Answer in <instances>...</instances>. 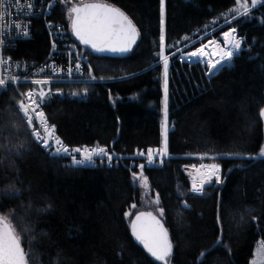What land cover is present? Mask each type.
<instances>
[{
    "label": "trees",
    "instance_id": "16d2710c",
    "mask_svg": "<svg viewBox=\"0 0 264 264\" xmlns=\"http://www.w3.org/2000/svg\"><path fill=\"white\" fill-rule=\"evenodd\" d=\"M102 1L132 21L138 40L118 58L83 46L94 81L50 85L42 103L49 121L72 146L104 145L117 153L125 147L133 154L163 144L165 108L170 157L164 168L143 175L163 210L171 263L250 264L256 243H264V3L230 16L214 32L218 37L234 28L241 48L207 78V64L184 62L178 51L184 38L192 41L219 26L236 0H165L164 44L161 0ZM72 6L56 8L51 19L69 23ZM32 33L13 58L46 57L43 20L35 21ZM16 101L14 90L3 86L0 217L19 238L26 264H159L134 239L125 218L141 200L127 161H115L112 169L63 166L37 145ZM198 157L221 166L219 181H207L201 194L191 191L184 172Z\"/></svg>",
    "mask_w": 264,
    "mask_h": 264
},
{
    "label": "built area",
    "instance_id": "2783aa9c",
    "mask_svg": "<svg viewBox=\"0 0 264 264\" xmlns=\"http://www.w3.org/2000/svg\"><path fill=\"white\" fill-rule=\"evenodd\" d=\"M247 1L251 2L252 0ZM65 2L74 5L82 2V0H24L22 4L16 3L15 0H3V3L0 4V12L4 13L3 18H0V79H3L5 84L1 86L8 87V82H12V87L9 88L13 89L17 95L15 108L24 124L30 130L31 136L37 145L51 157H53L52 152L55 148H60L61 155L56 158L61 159L63 166L89 170L100 167L112 169L115 161L125 160L129 168L136 173L141 171L139 167L141 163L145 164L143 172L149 169L164 168L166 161L170 157L167 142L166 148L164 143L158 146L140 149L133 154H127L125 147L122 148V153H117L104 145L72 146L58 136L55 126L49 121L43 106L40 105L41 93H43V98L46 94L45 86L49 87L52 84L60 83H87L94 81H88L87 57L83 46L73 36L70 24L66 21L51 19L54 16L56 8L64 6ZM261 4V0H256V5L252 8H256ZM29 13H31L30 16H28ZM40 19L43 20L44 29L49 40V51L46 57L40 62L13 58L11 53L17 49L19 43L32 39L33 25L35 21ZM15 24H20L22 27L15 28ZM25 33L27 34V38H25ZM77 65H79V68L76 67ZM36 81H40L41 83L37 84ZM29 95L35 103L30 102ZM21 102H23L28 109V114L32 117L31 125L28 124L23 109L20 108ZM38 105L40 106L38 107ZM41 111L43 112V116L39 115ZM34 128L39 131L40 136L44 140H47L49 148L42 147L37 142V138L33 134ZM45 128H47V131ZM49 132L51 136H49ZM57 139L61 141L59 145L55 143ZM64 147L68 148V153L63 152ZM76 147H88L90 149L93 147H105L109 154L112 155V161L109 164L106 158H104L105 162L100 163V158L96 157L94 159L97 160V163L94 167H77L74 165L72 157L76 156L79 159L82 156L72 151ZM149 150H152L153 153V163L151 165L147 164V153ZM141 153H144V155H141ZM202 165L208 164L199 163L194 166H189L191 190L193 183H196L200 187V181L204 178L202 174L206 169L201 167ZM218 167L220 170L214 176H218L221 173V166L218 165ZM197 194H200V192Z\"/></svg>",
    "mask_w": 264,
    "mask_h": 264
},
{
    "label": "snow or ice",
    "instance_id": "6c2138e0",
    "mask_svg": "<svg viewBox=\"0 0 264 264\" xmlns=\"http://www.w3.org/2000/svg\"><path fill=\"white\" fill-rule=\"evenodd\" d=\"M16 3L22 4L24 0H15ZM264 3V0H261ZM3 3V0H0V4ZM237 4L241 3V0H236ZM162 12L163 16V0H161ZM256 0H252V7H255ZM31 7V5H30ZM243 8V12L240 15H247L249 12V8L247 3L241 5ZM72 13H75V19L72 21L73 32L77 39H79L84 45H90L97 52H126L129 50V46L134 44L136 41V28L133 25L132 21L120 10L108 6L102 3H92L86 4L83 7H73L71 9ZM4 13L0 12V18H3ZM31 13L28 14L30 16ZM163 22V21H162ZM15 28H21L22 25L15 24ZM233 32L235 29H231L228 32L223 33L225 39L232 37V44L234 49L241 48V40L233 36ZM25 38H27V34L25 33ZM205 49L203 47L198 50L191 51L188 55L192 58H199L201 53H203ZM224 55L227 57H232L234 52L232 50L224 52ZM217 65H220L222 68L224 65L221 64V61L217 60L215 63L210 62V66L217 71L220 68H217ZM79 68V65L76 66ZM167 59H165L164 68L165 73L167 72ZM212 75L215 72L211 73ZM37 84L41 83L40 81H36ZM5 84L3 79H0V85ZM8 87H12V82H8ZM7 91V88L4 89ZM30 102L35 103V101L31 100V96L29 95ZM43 103V93H41V101L40 105ZM38 105V107L40 106ZM20 108L23 109L24 116L27 119L29 125L32 124V117L28 114V109L25 107L23 102L20 104ZM40 116H43V112L39 113ZM47 131V128H45ZM33 134L37 138V142L41 144L42 147L49 148V144L47 140H44L37 129H33ZM165 148H166V138H167V128H165ZM49 136L51 133L49 132ZM57 145L61 143L59 139L55 141ZM74 153L81 154L82 158H77L73 156L74 165L77 167H87V166H95L97 160L94 159L96 157L100 158L99 162H105V159L110 164L112 161V155L106 150L105 147H76L72 150ZM64 153H68V148L64 147ZM53 157H57L61 155L60 148H55L52 152ZM144 155V153H141ZM264 155V152L261 153ZM147 164L151 165L153 163V153L152 150H149L147 153ZM141 171L139 175L137 173H133L134 179H139L141 181L140 186H147V178L143 175V169L145 167L144 163L139 165ZM201 167L205 168L206 171L202 174L203 177L211 178L219 172V167L216 164L210 165H202ZM217 182L219 181V177L217 176ZM205 183V179H201L200 187L197 186L196 183H193L192 190L195 193H199L202 190V186ZM161 214H163V210H159ZM147 218L154 225L150 230H146L142 224L138 223ZM135 221L131 224L133 229V234L136 239L141 241L144 244V247L154 256L157 260H165V258L170 254L171 244L168 240L167 231L160 224L159 220L156 219L155 216L151 212L141 213L135 217ZM0 223H4L3 219H0ZM205 255L204 253L201 254ZM0 264H26L25 254L21 248L19 238L13 233V230L8 226L7 223H4V226L0 228Z\"/></svg>",
    "mask_w": 264,
    "mask_h": 264
},
{
    "label": "rangeland",
    "instance_id": "374dc122",
    "mask_svg": "<svg viewBox=\"0 0 264 264\" xmlns=\"http://www.w3.org/2000/svg\"><path fill=\"white\" fill-rule=\"evenodd\" d=\"M90 1H93V0H82L83 3L90 2ZM251 2L247 1V0H241L240 4L236 3V5L231 9L230 12L226 13L223 17H221L220 20H218L216 22V24H219V26H215L212 30L207 31L205 34L201 35L200 37L193 39L192 41L189 40V38H184L183 42L185 44H184L183 48L178 51V52H180V54H179L180 59L182 61L188 62V63L201 62V63L207 64V65H210V62L213 63V60L211 57L209 59H206L205 61H202L201 55L197 60L194 61L193 59H191L192 57H190V55H188L189 53H182V50L187 49L188 47H190L191 45H193L195 43H199L198 44L199 46L194 50H198L199 48L204 47L210 43L213 46H215L216 48H219V49L224 48L225 47V37H224L223 33L220 36L216 37L214 35V32L218 31L219 29L223 28L225 25L229 24L233 20L234 17L241 16L240 13L243 12V8L241 7V5L247 3V6H248L249 11H250L252 9V3ZM69 5H71L69 2H65V7L69 6ZM164 8H165V0H163V16L161 15V40H162L163 44H164V33H165V11H164ZM161 12H162V5H161ZM230 16H234V17L227 19ZM203 39H206V40L203 41ZM164 47L165 46L163 45L162 46V62L165 63V59H167V63L169 66V63H170L169 57L165 55ZM230 62H231V60L228 63L230 64ZM165 75H166V73H165ZM165 77L167 79V76H165ZM90 80H93V79L91 77H88V81H90ZM166 84H167V81H166ZM1 88H3V86L0 85V90H1ZM44 88H45V91L47 92L48 87L45 86ZM162 112L165 115L164 120H163V137H164V132H165V128H166V111H165V108H163ZM168 131H169V127H168ZM262 152H264V142H263V145H262L260 152H259L260 157H264V155H261ZM199 163H204V164H208V165L217 164V163H213V162H207L205 160V158H203V157H198L196 162H194L190 165H187L184 168V172L188 175V177L190 178V181H191V173L189 171V166H194V165H197ZM213 178H210V179L206 178L205 183L209 180H212ZM215 179H217V178H215ZM136 183L140 189L141 200H140L139 205H134V204L131 205L125 214V218H126L130 228H131L132 221L137 214L151 212L155 217H157L159 219H161L162 215H163L159 211L161 208H160L158 196L152 192L148 182H147L146 187L140 186L141 181L139 179H136ZM158 263L159 264H172L169 256L166 257L165 260H158ZM250 264H264V243L263 242L258 241L256 243Z\"/></svg>",
    "mask_w": 264,
    "mask_h": 264
},
{
    "label": "water",
    "instance_id": "95a60500",
    "mask_svg": "<svg viewBox=\"0 0 264 264\" xmlns=\"http://www.w3.org/2000/svg\"><path fill=\"white\" fill-rule=\"evenodd\" d=\"M92 3H102V4H106V5H108V6H111V7H113V8H116V9H118L117 7H115V6H113V5H111V4H108V3H106V2H102V1H90V2H86V3H83V4H79V5H74L73 7H83L84 5H86V4H92ZM72 7V8H73ZM71 8V9H72ZM119 10V9H118ZM121 11V10H120ZM122 12V11H121ZM75 19V13H72L71 12V22H70V26H71V31H72V34H73V36L75 37V39L82 45V46H84V47H86V48H88L92 53H94V54H96V55H98V56H104V57H112V58H118V57H124V56H126L127 54H129L130 52H131V50L133 49V47L135 46V44H136V42H137V40H138V30H137V32H136V41H135V43L134 44H132V45H130L129 46V50L128 51H126V52H115V53H113V52H97L95 49H93L90 45H84L79 39H77V37L75 36V33L73 32V27H72V21ZM134 25V24H133ZM135 26V25H134ZM136 28V27H135ZM231 29H229L228 31H230ZM227 31V32H228ZM233 36L234 37H236L237 38V33H236V31L235 32H233ZM231 41H232V37H229V38H227V39H225V43L226 44H230L231 43ZM240 50V49H239ZM238 50V51H239ZM237 51V52H238ZM236 52V53H237ZM235 53V54H236ZM234 54V55H235ZM233 55V56H234ZM233 56H232V58H233ZM232 60V59H231ZM221 61V64H223L224 66L222 67V68H224L226 65H228L229 63H228V60L227 59H222V60H220ZM170 64V63H169ZM217 68H220V65H217ZM222 68H220V70L222 69ZM219 70V71H220ZM168 71H169V66H168V68H167V72H166V76L168 77ZM219 71H217L216 69H214V68H212L210 65H208V71H207V74H206V76H207V78H213L214 76H216L218 73H219ZM213 72H215V74L214 75H212L211 73H213ZM264 112V111H263ZM141 214V213H140ZM140 214H137V215H140ZM136 215V216H137ZM135 216V217H136ZM154 216V215H153ZM0 219H3V218H1L0 217ZM156 219L157 220H159V222H160V224L163 226V228L166 230V228H165V225L163 224V222L161 221V219H159V218H157L156 217ZM3 221H4V223H7L4 219H3ZM133 222H136L135 221V218L133 219V221H132V223ZM4 223H0V228H2L3 226H4ZM138 223H140V224H142L143 225V227L146 229V230H150L154 225L152 224V222L150 221V220H148L147 218H145L144 220H142V221H140V222H138ZM8 224V223H7ZM8 226L12 229V227L8 224ZM13 230V229H12ZM167 231V230H166ZM131 232H132V235H133V237H134V239L139 243V244H141L143 247H144V244L141 242V241H139V240H137L136 239V237H135V235L133 234V229H132V227H131ZM13 233H14V231H13ZM15 234V233H14ZM167 234H168V232H167ZM168 240H169V242H170V244H171V240H170V237H169V234H168ZM21 248H22V246H21ZM145 248V247H144ZM146 249V248H145ZM23 250V249H22ZM147 250V249H146ZM171 251H172V244H171ZM171 251H170V254H171ZM147 252L150 254V256L154 259V260H156L157 261V259L154 257V256H152L151 255V253L147 250ZM169 254V255H170ZM168 255V256H169ZM167 256V257H168Z\"/></svg>",
    "mask_w": 264,
    "mask_h": 264
},
{
    "label": "bare ground",
    "instance_id": "6f19581e",
    "mask_svg": "<svg viewBox=\"0 0 264 264\" xmlns=\"http://www.w3.org/2000/svg\"><path fill=\"white\" fill-rule=\"evenodd\" d=\"M204 49H205V51L203 52V53H201V58H202V61H205L206 59H209L210 57L212 58V60H213V63H215L217 60H222V59H227L228 60V62L231 60V57H227V56H225L224 55V52H226V51H229V50H232L233 52H234V54L239 50V49H234L233 48V44H232V41H231V43L230 44H226L225 43V47L224 48H222V49H219V48H216L215 46H213L211 43L210 44H208V45H206V46H204L203 47ZM235 50V51H234ZM191 59H193L194 61L195 60H197L198 58H191ZM167 118H168V115H167ZM168 124V123H167ZM168 129H167V138H166V141H168ZM164 138H165V135H164ZM165 143V141L163 142V144ZM167 145H168V143H167ZM217 176H214V178L213 177H211V178H213V179H215ZM219 177V179L221 178V173H220V175L218 176ZM203 179H205L206 180V177H204ZM204 185H205V183L203 184V186H202V188H204ZM192 192H193V190H191ZM202 191H203V189H202ZM202 191L200 192V194L202 193ZM193 193H195V192H193ZM195 194H197V193H195Z\"/></svg>",
    "mask_w": 264,
    "mask_h": 264
},
{
    "label": "flooded vegetation",
    "instance_id": "af4514ba",
    "mask_svg": "<svg viewBox=\"0 0 264 264\" xmlns=\"http://www.w3.org/2000/svg\"><path fill=\"white\" fill-rule=\"evenodd\" d=\"M93 1H102V0H93ZM103 2V1H102ZM83 2H81V3H78V4H75V5H79V4H82ZM74 6V5H73ZM72 6V7H73ZM70 22H71V18H70V21H69V24H70ZM71 27V26H70Z\"/></svg>",
    "mask_w": 264,
    "mask_h": 264
},
{
    "label": "crops",
    "instance_id": "0c3cea01",
    "mask_svg": "<svg viewBox=\"0 0 264 264\" xmlns=\"http://www.w3.org/2000/svg\"><path fill=\"white\" fill-rule=\"evenodd\" d=\"M166 121H167V112H166ZM167 123H168V121H167ZM167 125V124H166ZM167 128V127H166ZM164 141H165V138H164ZM167 143H168V141H167Z\"/></svg>",
    "mask_w": 264,
    "mask_h": 264
}]
</instances>
